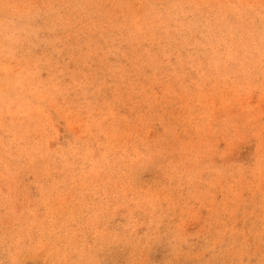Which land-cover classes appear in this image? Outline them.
<instances>
[{
	"label": "rangeland",
	"instance_id": "374dc122",
	"mask_svg": "<svg viewBox=\"0 0 264 264\" xmlns=\"http://www.w3.org/2000/svg\"><path fill=\"white\" fill-rule=\"evenodd\" d=\"M0 264H264V0H0Z\"/></svg>",
	"mask_w": 264,
	"mask_h": 264
}]
</instances>
